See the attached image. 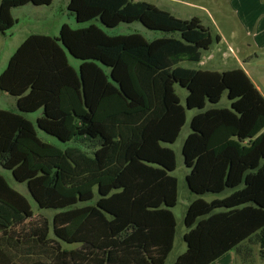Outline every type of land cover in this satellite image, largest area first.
<instances>
[{
	"label": "trees",
	"instance_id": "trees-1",
	"mask_svg": "<svg viewBox=\"0 0 264 264\" xmlns=\"http://www.w3.org/2000/svg\"><path fill=\"white\" fill-rule=\"evenodd\" d=\"M53 1L1 0L0 33L18 24L13 9ZM68 9L85 27L29 36L0 74V91L18 105L0 109V164L39 209L57 211L51 221L35 214L0 174V264H167L179 203L167 145L188 110L198 112L183 146L186 182L198 198L175 264H214L247 243L264 260V97L243 69L182 66L200 64L220 36L144 1L71 0ZM136 22L179 37L106 32ZM176 85L188 91L186 107ZM226 93L230 107L220 106ZM41 110L36 124L25 117ZM36 128L85 151L46 143Z\"/></svg>",
	"mask_w": 264,
	"mask_h": 264
},
{
	"label": "rangeland",
	"instance_id": "rangeland-1",
	"mask_svg": "<svg viewBox=\"0 0 264 264\" xmlns=\"http://www.w3.org/2000/svg\"><path fill=\"white\" fill-rule=\"evenodd\" d=\"M71 0H55L54 5L52 7H43L37 8L34 5H29L27 8H19L15 11V17L20 19L19 24L15 27V29L8 33L7 39L2 41V45L0 46V68L8 65L9 57L14 53L16 47L20 45L23 39L29 35L30 33H43L46 30H49L51 33H54V28L61 23L66 22L69 25H72L73 28L84 26L82 24H77L76 20L71 17V13L68 11V4ZM144 1L148 3H152L159 7H164L165 9H169L170 13L180 19H189V17L193 13H198L202 15L203 12L200 10H195L191 7H188L186 4H174L170 2H164L161 4L160 0H138ZM193 1V0H192ZM164 5V6H162ZM216 25L217 27L223 28V22L220 21V17L215 15ZM42 20V21H40ZM49 32V33H50ZM131 33H139L143 35L148 41H151L155 38H163L174 35L179 37L178 33L169 34L161 31H152L146 28L142 23L136 22L133 24H122L118 28L110 31L111 35H128ZM183 67L195 69V70H204L206 68L200 67L199 64H191V63H183ZM176 90L178 95L181 98L182 105L186 107V99L188 96V91L182 88L180 85H176ZM13 99L7 95L0 94V107L2 109H11L13 107ZM231 103L228 99L227 93L224 95L220 106L222 107H230ZM197 110L187 111V123L182 130L180 138L173 145H167L176 154L177 158V168L173 173L179 181V203L176 208H174L173 212L177 219V236L176 242L173 252L171 253L167 264H175L178 257L187 251V244L184 241V235L187 232V228L185 226V215L189 205L198 197L193 195L188 188L186 177L190 173V170L185 165V159L183 155V146L188 138V136L192 133L191 122L193 117L197 114ZM26 118L31 120L32 122H36L37 115L28 114L25 115ZM39 137L46 143L54 145L58 148L65 149L67 146L79 147L80 149L85 151V148L81 147L77 143H70L68 145L61 143L56 138L47 135L46 133L40 131L36 128ZM0 174L3 175L9 182V184L24 195L29 202L31 203L34 212L37 215H45L50 220L53 219L54 215L57 211L54 210H41L39 209L37 203L27 190L26 184H20L16 182L14 179L12 172L4 169L0 164ZM223 197V196H222ZM215 195H208L204 199L208 202L213 201L216 198H222ZM70 248H75L77 246H69ZM214 264H264V260L260 257V247L255 243H247L242 247V251L237 254L235 251L226 255L219 261Z\"/></svg>",
	"mask_w": 264,
	"mask_h": 264
},
{
	"label": "crops",
	"instance_id": "crops-1",
	"mask_svg": "<svg viewBox=\"0 0 264 264\" xmlns=\"http://www.w3.org/2000/svg\"><path fill=\"white\" fill-rule=\"evenodd\" d=\"M54 1L53 4L48 7H52L54 5ZM160 1L161 4H164V2H170L174 4L176 3L186 4L188 5V7L202 11L204 13L203 17L198 13H193L189 17V19H185V20H191L197 18L201 20L204 25L211 27L214 30V32L220 36L221 42L216 44L210 51L204 54L203 61L199 64L200 67L206 68L204 70L216 71V72H225L235 69H243L248 74L253 84L256 86V88L260 91V93L264 97V0H193V1L192 0H160ZM0 5H1V0H0ZM27 7H29V5L21 8H27ZM37 8H43V7H37ZM159 8L172 12L169 9H165L164 7H159ZM17 9H13L12 14L19 24L20 19H17L15 17V11ZM70 15L73 19L76 20L75 16H73L72 14ZM215 15H218L220 17L219 20L223 22L222 25L223 28L217 27ZM65 24L69 25L66 22L59 23L56 26V28H54V33H51L49 30H46V32L43 33H30L29 35H27L20 43V45L16 47L14 53L9 57L8 64L11 57L15 54V52L19 49L22 43L29 36L46 35L51 37H59L61 28ZM77 24L79 23L77 22ZM69 26L72 27V25ZM15 27L8 33L12 32L15 29ZM82 27H85V25L81 27H76V28L72 27V28L79 29ZM111 30L113 29L110 30L107 29L106 32L109 35H111L110 34ZM8 33L6 35L0 33V46L2 45V41L4 40V37L5 39H7ZM156 39H161V38H155L151 41H154ZM68 59H69V63L75 69L78 70L80 68V65L82 64L81 61L75 59L70 55ZM7 66L8 65L0 68V74L7 68ZM0 94H4L11 97L14 103H13V107L9 109V111L18 112L17 99L2 91H0ZM0 109L6 110V109H2L1 107ZM33 115H37L36 117V122H37L39 118L43 117V110L34 113ZM36 122L33 123L36 124ZM43 216L46 217L45 215ZM232 252L234 251H231L228 254Z\"/></svg>",
	"mask_w": 264,
	"mask_h": 264
}]
</instances>
